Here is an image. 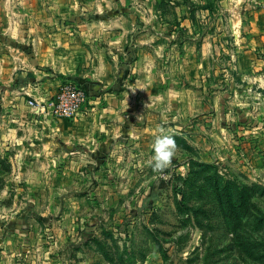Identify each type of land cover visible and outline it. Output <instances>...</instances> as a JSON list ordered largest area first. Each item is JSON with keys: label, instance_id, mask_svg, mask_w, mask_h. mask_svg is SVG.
Masks as SVG:
<instances>
[{"label": "rangeland", "instance_id": "rangeland-1", "mask_svg": "<svg viewBox=\"0 0 264 264\" xmlns=\"http://www.w3.org/2000/svg\"><path fill=\"white\" fill-rule=\"evenodd\" d=\"M150 4L0 0V91L14 88V72L27 67L21 58L34 62L33 71L77 75L105 91L124 61L112 40L118 37L121 48L124 29L138 27V10ZM230 76L216 83L228 90L224 100L212 101L225 105L222 112L179 116L159 132L176 143L162 171L149 163L154 149L147 144L120 146L119 160L90 163L57 161V147L55 162L12 160L15 150L2 147L0 235L16 221L43 233L75 219L84 241L80 252L73 250L79 243L64 247L67 264H264V83L257 89L234 75L231 84ZM244 86L251 94L239 98ZM22 91L29 105L32 96ZM194 94L199 105L208 104ZM41 177L56 191L52 201L31 193Z\"/></svg>", "mask_w": 264, "mask_h": 264}, {"label": "crops", "instance_id": "crops-1", "mask_svg": "<svg viewBox=\"0 0 264 264\" xmlns=\"http://www.w3.org/2000/svg\"><path fill=\"white\" fill-rule=\"evenodd\" d=\"M140 1L151 4L138 10L139 26L124 29L121 48L118 37L111 42L124 51V61L120 69L114 67L117 73L106 80L110 85L105 91L77 75L33 71L34 62L20 57L27 67L14 72V88L0 91V149L15 150L12 160L55 162V147L61 162L119 160L120 146L153 147L159 127L171 129L179 116L222 112L225 105L216 108L212 101L228 96L225 85L216 83L226 81L229 74L231 81L235 75L251 87L263 86L264 0ZM163 3L168 9L161 8ZM128 16L134 23L135 15ZM65 80L87 90V101L76 117L52 118L27 105L22 89L43 101ZM244 88L239 98L251 94ZM195 89L208 104L195 102ZM39 178L31 193L48 194L52 201L56 191L47 189L43 177ZM72 220L73 226L63 219L57 228L46 227L43 233L21 228L23 224L16 221L12 230L0 235V264H67L61 256L64 247L79 243L73 250L80 252L84 241L78 235L82 226Z\"/></svg>", "mask_w": 264, "mask_h": 264}, {"label": "built area", "instance_id": "built-area-1", "mask_svg": "<svg viewBox=\"0 0 264 264\" xmlns=\"http://www.w3.org/2000/svg\"><path fill=\"white\" fill-rule=\"evenodd\" d=\"M86 101L87 90L85 87L72 80H65L46 100L38 102L32 97L27 102L32 107L37 106L42 114L56 118H74Z\"/></svg>", "mask_w": 264, "mask_h": 264}, {"label": "clouds", "instance_id": "clouds-1", "mask_svg": "<svg viewBox=\"0 0 264 264\" xmlns=\"http://www.w3.org/2000/svg\"><path fill=\"white\" fill-rule=\"evenodd\" d=\"M161 133L164 128L159 127ZM154 153L149 161L155 171H162L167 168L175 155L176 143L170 134L157 135L153 144Z\"/></svg>", "mask_w": 264, "mask_h": 264}]
</instances>
